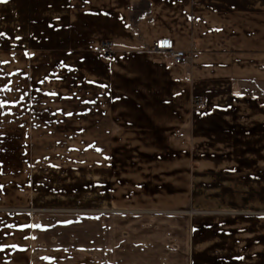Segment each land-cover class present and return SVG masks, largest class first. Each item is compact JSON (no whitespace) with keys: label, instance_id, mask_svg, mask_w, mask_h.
I'll use <instances>...</instances> for the list:
<instances>
[{"label":"crops","instance_id":"0c3cea01","mask_svg":"<svg viewBox=\"0 0 264 264\" xmlns=\"http://www.w3.org/2000/svg\"><path fill=\"white\" fill-rule=\"evenodd\" d=\"M45 157L127 239L43 253L20 216ZM0 264H264V0H0Z\"/></svg>","mask_w":264,"mask_h":264},{"label":"rangeland","instance_id":"374dc122","mask_svg":"<svg viewBox=\"0 0 264 264\" xmlns=\"http://www.w3.org/2000/svg\"><path fill=\"white\" fill-rule=\"evenodd\" d=\"M46 157L37 169H30L21 202L26 216L20 217L32 224L35 245L43 253L65 248L95 253L111 247L113 235L127 239L128 225H134L135 218L110 211V194L100 193L105 187L91 184V176L89 183L81 181L78 174L54 167L55 162Z\"/></svg>","mask_w":264,"mask_h":264},{"label":"built area","instance_id":"2783aa9c","mask_svg":"<svg viewBox=\"0 0 264 264\" xmlns=\"http://www.w3.org/2000/svg\"><path fill=\"white\" fill-rule=\"evenodd\" d=\"M149 50L156 53L166 54L171 62L175 65L183 64L187 61L188 53L183 49L175 48L173 41L169 37H161L153 41ZM97 52L100 53L105 62L113 59L115 54V43L108 40H103L97 47Z\"/></svg>","mask_w":264,"mask_h":264},{"label":"snow or ice","instance_id":"6c2138e0","mask_svg":"<svg viewBox=\"0 0 264 264\" xmlns=\"http://www.w3.org/2000/svg\"><path fill=\"white\" fill-rule=\"evenodd\" d=\"M5 87H7V86H5Z\"/></svg>","mask_w":264,"mask_h":264}]
</instances>
